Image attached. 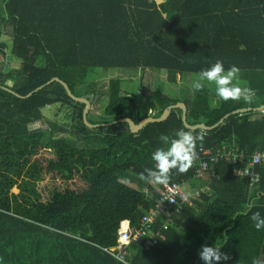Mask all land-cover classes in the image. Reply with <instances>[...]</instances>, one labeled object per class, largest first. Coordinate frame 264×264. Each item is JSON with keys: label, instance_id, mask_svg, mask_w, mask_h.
<instances>
[{"label": "trees", "instance_id": "1", "mask_svg": "<svg viewBox=\"0 0 264 264\" xmlns=\"http://www.w3.org/2000/svg\"><path fill=\"white\" fill-rule=\"evenodd\" d=\"M2 55L14 59L15 71L0 61V86L25 96L58 76L73 92L82 85L75 95L93 105L104 96L88 84L97 78L93 70L156 69L175 83L177 75L191 80L217 60L225 69L235 65L240 83L255 91L250 103L225 102L207 83L184 100L157 91L149 102L158 112L154 117L185 102L189 124L211 126L236 109L264 104V0H1ZM119 83L109 81L110 105L99 114L92 109L91 124L94 118L115 122L135 110L136 97L121 96ZM51 106L70 119L66 126L44 118L42 110ZM84 108L59 83L24 99L0 88V264H204V245L231 256L221 264H251L264 256V229L250 220L257 211L264 216V164L249 167L261 174L254 183L240 174L231 152L264 150V112L237 113L214 130L198 129L204 134L198 160L186 173L174 170L168 184L189 183L192 204L183 203L180 212L172 206L150 225L162 236L152 247L141 238L115 257L121 222L147 229L143 218L164 190L139 178L165 147L159 137L189 128L181 109L136 134L125 122L89 128ZM61 133L87 144L70 147ZM23 168L40 182L28 210L12 207L8 197L15 180L6 171L21 176Z\"/></svg>", "mask_w": 264, "mask_h": 264}, {"label": "rangeland", "instance_id": "2", "mask_svg": "<svg viewBox=\"0 0 264 264\" xmlns=\"http://www.w3.org/2000/svg\"><path fill=\"white\" fill-rule=\"evenodd\" d=\"M1 6V0H0ZM14 59L9 55L7 58L5 56H0V61L4 62L7 61V69L10 71L14 67L12 65V61ZM15 68V67H14ZM15 69H13V72ZM96 74V79L94 81H88V84L93 87V85L97 88L98 92H103L104 96H99L97 99L101 101V109H96L95 101L93 105V111H96V114L102 113L107 109L110 105L106 99L108 94V90L106 87L108 86L109 81H120L119 83V94L121 96H128V97H136V108L134 111L127 110L125 112V117L132 116L137 118L135 120H141L145 118V116H157L158 112L154 109H149L148 105L149 102L153 99L152 95L155 92H159L166 97H169L171 100H184L187 97H191L192 95V82L196 79L197 75L191 77V80L185 79L182 81L180 75H177L176 82L171 83L167 78V73L161 72L156 69H132V70H125L121 68L113 69V70H102V71H92ZM91 79V78H90ZM188 81H191V84H187ZM130 83V84H129ZM128 84V85H127ZM244 86V83H242ZM129 89V90H128ZM83 92L82 85L77 86L76 88V95H79ZM128 92V93H127ZM143 95V96H142ZM108 98V97H107ZM254 98V97H253ZM174 104V103H171ZM59 109L55 106L47 107L42 110L44 118L47 120L58 121L61 126H66L70 119L65 118L63 112H59ZM95 114V115H96ZM93 115L92 117H94ZM129 115V116H128ZM64 116V117H63ZM63 117V118H62ZM99 120L100 118H94ZM47 125V123L45 122ZM44 123H39V126L45 127ZM85 124V123H84ZM96 128V127H93ZM63 138L69 137L68 134L61 133ZM69 146H81V144H87L85 141H78L75 138L69 137L68 138ZM84 148H88L90 146H83ZM83 149V148H81ZM50 149H47L49 151ZM7 168V164L4 166V170ZM16 170L9 171L6 173L9 174L14 180L15 183L11 187L8 193L9 201L12 207H16L17 205L21 206V209L28 210L33 209L35 206V196L32 195V191H35L37 187H39L40 182H33L30 178V173L28 169L23 168L21 176L16 175ZM184 189L191 190V186L187 183V186H184ZM192 204V203H191Z\"/></svg>", "mask_w": 264, "mask_h": 264}, {"label": "clouds", "instance_id": "3", "mask_svg": "<svg viewBox=\"0 0 264 264\" xmlns=\"http://www.w3.org/2000/svg\"><path fill=\"white\" fill-rule=\"evenodd\" d=\"M240 72L241 69L235 65L231 66L229 69H225L223 62L217 60L208 69L202 70L197 74L191 87L194 91H202L207 83L209 86H215L216 95L225 102L230 100H243L250 103L255 96V91L240 84ZM84 99L88 100L87 98ZM91 103L93 108V102ZM87 119L89 121L88 117ZM159 139L165 147H160L153 153L152 159L154 161V167L145 168L144 171L139 174V178L150 185L167 186L174 170L179 173H186L198 160L197 146L198 142L203 141L204 134L197 128H189L188 130L181 129L177 131L175 137L162 134ZM251 154H253V152ZM260 195H264V193ZM253 206L254 203L249 204V208ZM250 220L258 231L264 229V216H261L260 212H254L250 216ZM199 256L204 264H221L222 261L231 259V256L222 253L219 247L208 245L202 246ZM251 264H264V256L253 257Z\"/></svg>", "mask_w": 264, "mask_h": 264}, {"label": "built area", "instance_id": "4", "mask_svg": "<svg viewBox=\"0 0 264 264\" xmlns=\"http://www.w3.org/2000/svg\"><path fill=\"white\" fill-rule=\"evenodd\" d=\"M235 151H231L234 155V163L239 165L240 174L248 175L252 182H258L261 178V174L258 171L249 170V167L255 164H264V151H258L256 153H249L247 150H241L237 147H232ZM230 153V152H229ZM193 194L190 190L184 189V185L180 183H174L172 185H167L162 191V195L157 199L154 207L147 212V215L143 218V223L147 224V229L139 230L131 227L129 221H122L121 226L118 230L117 242L118 245L111 249L112 254L115 257H122L125 254V249L131 243L138 241L141 238L144 239V247L146 249L152 247L157 242V235L162 237L160 233H151V224H153L162 213L167 212V210L176 206V210L180 212L183 207V203H192ZM164 222V220H163ZM117 251V253H116Z\"/></svg>", "mask_w": 264, "mask_h": 264}, {"label": "water", "instance_id": "5", "mask_svg": "<svg viewBox=\"0 0 264 264\" xmlns=\"http://www.w3.org/2000/svg\"><path fill=\"white\" fill-rule=\"evenodd\" d=\"M54 82L60 83L64 87V89L66 90V93L68 94V96L71 97L73 100L79 101L80 103H83L85 105V108H84L83 114H82V119H83V123H85V125L87 127H89V128L102 127V126L106 127V126H109V125H112V124H116L118 122H125V123H128L129 128H130V132L136 134V133H139L147 124L163 122L170 116L172 111H174L176 109H181L182 110L181 120L183 122V125L186 128H197V129H203V130L211 131V130H214L215 128H217L230 115H234V114H237V113H247V112H250V111L264 112V104H262L259 107H255V108H253V107L252 108L251 107L239 108V109L234 110L230 114L225 115L224 117H222L219 120V122H217V123H215V124H213L211 126H209V125H207L205 123H198L196 125H191V124L188 123V119H187V116H188L187 115V111H188L187 104L185 102L181 101V102H176L174 104H169L164 109L163 113L159 117L148 116V117L143 118L138 123H135L129 117H123L120 120H117L115 122H111V123H108V124H97V123L96 124H91L88 121L87 117H88L89 111L92 108V103L90 101L84 99V98L76 97L73 94L72 90L70 89L69 85L65 81L60 79L59 77L52 78L51 80H49L48 82H46L43 85L38 86L35 90L31 91L30 93H28L25 96H22V95L18 94L17 92H15V91L7 88V87H4V86H0V88L12 93L13 95H15L18 98L24 99V98L30 97L33 93L45 88L46 86H48L49 84L54 83ZM76 133L81 135L78 131H76Z\"/></svg>", "mask_w": 264, "mask_h": 264}, {"label": "crops", "instance_id": "6", "mask_svg": "<svg viewBox=\"0 0 264 264\" xmlns=\"http://www.w3.org/2000/svg\"><path fill=\"white\" fill-rule=\"evenodd\" d=\"M121 69H125V70H132V69H126V68H121ZM108 70H110V69H108ZM80 83V82H79ZM79 83H77L76 85H78ZM171 83H173V82H171ZM242 83L243 82H241L240 84L242 85ZM74 94H75V92H73ZM99 96H101V95H99ZM98 96V97H99ZM97 97V98H98ZM85 98V97H84ZM106 99H107V101L109 100V96H108V98L106 97ZM94 101H95V104H96V106H95V108L96 109H101V101H100V99H97V100H95L94 99ZM101 113H102V111H101ZM129 116V115H128ZM132 116H129V118H131ZM137 119V118H136ZM143 119V118H142ZM141 119V120H142ZM141 120H139V121H141ZM138 121V120H137ZM97 123V121L96 120H94V122L92 123V124H96ZM237 148H239V147H237ZM239 149H241V150H244V148H239ZM209 189V188H208Z\"/></svg>", "mask_w": 264, "mask_h": 264}, {"label": "bare ground", "instance_id": "7", "mask_svg": "<svg viewBox=\"0 0 264 264\" xmlns=\"http://www.w3.org/2000/svg\"><path fill=\"white\" fill-rule=\"evenodd\" d=\"M130 84V83H129ZM128 85V84H127ZM129 90V89H128Z\"/></svg>", "mask_w": 264, "mask_h": 264}, {"label": "flooded vegetation", "instance_id": "8", "mask_svg": "<svg viewBox=\"0 0 264 264\" xmlns=\"http://www.w3.org/2000/svg\"><path fill=\"white\" fill-rule=\"evenodd\" d=\"M148 117V116H147ZM129 130H130V128H129Z\"/></svg>", "mask_w": 264, "mask_h": 264}]
</instances>
